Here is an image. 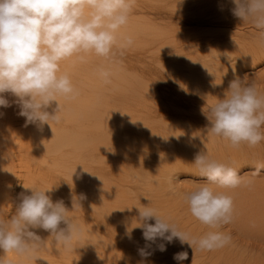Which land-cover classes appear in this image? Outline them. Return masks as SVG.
<instances>
[{"label":"clouds","instance_id":"1","mask_svg":"<svg viewBox=\"0 0 264 264\" xmlns=\"http://www.w3.org/2000/svg\"><path fill=\"white\" fill-rule=\"evenodd\" d=\"M133 3L134 0H0V108L15 104L25 125L34 124L40 130L43 125H50V120L58 121L60 105L50 113L52 102H58V96L74 98L77 94L69 75L61 72L60 62L72 57L83 62L88 54L107 60L115 49L131 46L133 38L120 30L129 21ZM231 3L232 15L251 22L258 30V42L264 46V0ZM98 72L105 83L110 82L109 70L100 67ZM246 78L230 81L224 98L204 110L210 123L207 132L234 148L255 147L264 142V94ZM5 93L15 99L10 101ZM194 164L206 182L185 192L183 199L190 214L213 230L196 238L179 230L157 209L138 208L137 226L128 227L126 235L132 239V231L141 229L145 241L137 250L141 264L155 251H167L176 240L201 251L217 250L231 243V234L220 229L233 222L234 202L231 195L217 189H235L245 182V175H238L235 167L210 159L207 153H198ZM261 169L264 163L256 164L251 174L259 176ZM246 183L251 184V180ZM24 189L27 191L18 195L15 213L10 218H0V250L4 253L0 264H13L8 253L27 256L42 246L44 241L34 230L43 229L52 242L66 249L72 247L82 231L69 217L64 201H53L49 194L52 189ZM79 199L86 197L81 194ZM77 204L80 206L74 198L73 206ZM152 220L154 223H150ZM173 259L187 260L188 252H177Z\"/></svg>","mask_w":264,"mask_h":264},{"label":"rangeland","instance_id":"2","mask_svg":"<svg viewBox=\"0 0 264 264\" xmlns=\"http://www.w3.org/2000/svg\"><path fill=\"white\" fill-rule=\"evenodd\" d=\"M201 1L209 2L210 0ZM214 4L226 5V9L225 7L222 9L224 14H232L230 10L228 11L234 6L231 0H215ZM227 20H230V18L228 17ZM236 22L238 23H235V27L230 31L231 33L242 34L247 39L258 35V30L251 22H243L239 18ZM214 30H218V27H213L212 31ZM120 32L123 33V28ZM132 38L134 42L127 49H115L121 52V59L112 56L106 60L95 54H88L83 62L76 57L60 62L61 72L69 75L77 94L74 98L58 96V102H52L48 111L53 113L59 103L60 118L58 121L50 120V125H43L42 130L34 124L26 126L25 118L18 115L19 108L15 104L8 108H0V218L7 219L15 213V206L19 202L18 195L23 192L24 187L28 184L24 177L26 174L24 166L26 162L32 164L28 159L37 155L40 148L44 150L45 162L43 163L39 159L38 162L40 163L38 165L30 166L35 171L33 176L35 180L31 182L38 183V172L42 168L43 177L53 182V185L49 187L50 190L52 189L49 194L64 201L66 208L69 210L68 215H70V218L74 217L75 222L78 223L83 220L82 216L90 213L92 209L88 202L91 195V189L89 188L91 184L90 168L92 166L90 154L93 148L91 142L93 129L91 114L96 106L94 103L98 100H105L103 102H116L122 107L121 114L116 115L112 120L113 126L126 128L140 125L139 130H137V137L140 135L143 139L146 137L145 142H136L131 148L135 158L143 159L141 162L143 165H141L142 169H146V172L141 169V178L129 177L131 178L128 179L129 182L138 180L139 182L135 187H137L139 194H142V184H145L147 175H149V166L154 167V169L157 168L158 173L169 171L172 175V184L168 187L164 196L166 195V199L171 200L161 204V206H153V208L155 207L159 214L163 213L165 218L172 215L175 220L180 218L181 222H184L182 219H186V223L182 226L184 230L180 226L181 231L199 238L208 231L213 230L201 224L190 214L188 205L183 199L185 192L194 190L199 183L206 182V177L198 175V170L194 164L198 153H207L210 159L235 167L238 169V175H245V182L240 185L243 188L229 194L233 195L232 198L235 201L234 220L220 229L231 234V243L223 247L222 253L215 254L214 258L207 257V259L197 261L190 259L186 263L171 261L167 264H264V227L262 225L254 227L253 222L249 220L250 213L242 215L251 209L261 211L260 209L263 207L261 202L264 201V169L260 170L259 176L251 174L255 171V165L261 163L251 161V152L246 148L249 146L241 145L240 149H223L222 151H198V149L192 152H184L174 149L175 151L167 152V156L158 157L152 166H147L146 162L150 163L149 156H151L152 150L154 152L156 148L160 147L157 144L159 138H157L158 136H156L152 127L154 121L152 115L156 100H169L170 98L167 92H165V95L162 92L161 96L156 97L155 88L158 87L154 86L153 81L154 68L156 69L154 60L156 58V45L154 40L145 37ZM181 57L182 59L179 58V62L182 63L185 56L181 55ZM261 59L260 62L259 60H253L252 63H249L250 67H245L241 74L247 76L246 82L254 84L257 90L264 94V56ZM163 66H165V69L162 70L161 74L164 76L159 84V89L161 90L160 85H163L165 87H162L163 90L169 91L174 86V82L171 80L172 73L164 63ZM174 66L176 67V65ZM100 67L110 71V82L105 83L99 76L98 69ZM175 71H179V68L172 69L173 73H176ZM167 72H169L170 77ZM160 90L157 93L158 95L161 92ZM4 95L10 101L15 99L11 94L5 93ZM135 136L136 134L133 137ZM7 138H9L10 143H8ZM132 140L134 141V139ZM261 143L259 145L263 148L264 144ZM29 150L30 152L27 155ZM54 158H57V162ZM249 180H251V184L246 183ZM81 194L86 199L80 200ZM74 198L77 199L80 206L78 204L75 207L73 206ZM142 207L138 205L136 209ZM241 209L242 213L240 215L239 211ZM61 226L64 227V225ZM80 227L82 229L81 234L73 240L71 248H63L52 242L51 238L48 237L46 242L43 240L42 247L35 249L29 255L19 256L13 252L8 253V258L12 260L13 264H43L44 262L53 264H108L103 259L94 258L90 251L81 256L84 249L80 247L82 250H78L82 253H77L75 244L81 245V243L86 242L89 239L88 233H90L87 223L80 225ZM191 227L193 230L190 233L189 229ZM34 231L49 234L43 229ZM133 232L136 231H132V239L135 236ZM120 235L128 239L126 231L120 233ZM186 246L189 245L187 243L180 244L179 240H176L169 247L176 252H180L188 249ZM195 247L193 245V248ZM212 251L208 252L211 253ZM2 255H4L3 250H0V256ZM153 263L162 264L157 261L151 264Z\"/></svg>","mask_w":264,"mask_h":264},{"label":"bare ground","instance_id":"3","mask_svg":"<svg viewBox=\"0 0 264 264\" xmlns=\"http://www.w3.org/2000/svg\"><path fill=\"white\" fill-rule=\"evenodd\" d=\"M214 2L215 0L209 2L201 0H134L129 21L123 27V34L134 38L145 37L154 40L156 69L154 68L153 81L154 86L158 87L155 88L156 97L161 96L162 92L163 95L167 92L170 98H168L169 100L157 99L153 115L151 114L154 117L152 127L159 138L158 142L156 139L154 141L156 140L155 142L160 147H155L154 152L152 150V154L150 153L151 156H149L150 163L146 162L147 166H152L158 157L166 155L169 151H175L174 149L184 152L198 149V151L240 149V147H232L228 141L207 132L210 123L206 119L204 110L206 111L217 99L224 98L230 81L237 77L242 80L247 77L242 76L243 69L250 67L249 63H252L253 60H259V62L262 60L264 46L258 42V35H254V39L253 37L247 39L242 34L231 33L235 23H238L236 22L237 17L232 14L228 15V13L224 14L222 9L226 5L220 4V6ZM228 17L230 20H227ZM215 26L218 27V30L212 31ZM120 55L119 50H114L113 56L116 59H121ZM181 55L185 56L182 63L179 62V58L182 59ZM163 63L172 73L171 80L174 82V86L169 91L163 90V85H160L161 90L159 89V84L164 76L161 74L165 69ZM173 65L179 68V71H175L176 73L172 72V69H176ZM159 90L161 92L158 95ZM103 101L105 100H98L94 103L96 106L91 114L93 128L91 133L93 148L90 154L92 161L91 184L89 187L91 195L89 196L90 200H88L89 198L87 200L92 209L86 216H82L81 222L77 223L74 217H71L73 222L79 225L88 224L89 239L81 245L75 244V246L79 254L82 253L80 250L84 249L81 256L90 251L94 258L103 259L108 264H141L142 257L137 251L145 244L141 229L133 230L136 231L133 232L135 235L133 239H126L120 233H124L128 227L131 229L137 226L138 210L136 207L138 205L157 207L171 200L166 199L164 193L172 184V175L169 171L158 173L157 168L149 166V175H147L145 184H142L141 191L143 193L139 194L135 187L139 181L129 182L128 179H131L129 177L141 178L142 170H144L141 163L143 159L135 158L131 148L136 142H145L146 137L145 139L141 138V135L137 137L140 125L126 128L113 126L112 120L116 115L121 114L122 107L116 102ZM135 134L136 136L133 137ZM7 140L10 143L9 138ZM246 148L251 152L252 162L264 163V147L259 145ZM29 152L30 150L27 155ZM39 159L42 160L41 162H45V153L42 148L39 149L37 155L28 159L32 164L26 162L24 166L26 171L24 177L28 183L25 188L50 190L49 187L53 185V182L43 177L42 168L39 170L38 176L36 175L38 183L31 182L35 180L33 179L35 171L30 166L38 165ZM54 160L57 162V158ZM242 188L243 186L235 189H218L217 191L231 194ZM26 191L23 189V192ZM50 195L53 201L58 200L52 194ZM233 202L235 203L234 200ZM262 203L261 211L251 209L242 214H251L249 220L253 222L254 227L256 225L264 227V201ZM239 213L241 215L242 209ZM160 215L165 217L163 213ZM166 218L174 223L179 230L181 228L184 230L182 226L186 223V219H182L184 222H181L180 218L175 220L172 215ZM150 223H154V220ZM192 230L191 227L190 233ZM37 234L45 242L50 237L46 233ZM40 247L42 246H38L36 249ZM168 247L165 252L155 251L143 264H151L154 261L162 264L171 261L186 263L190 259L197 261L207 259V257L214 258L215 254L222 253L223 250L220 248L209 253L196 249V247L186 246L188 249L184 250L188 252V259L176 261L173 256L177 252ZM174 247L176 248V245ZM79 254L78 256H80ZM43 264L53 263L44 262Z\"/></svg>","mask_w":264,"mask_h":264}]
</instances>
